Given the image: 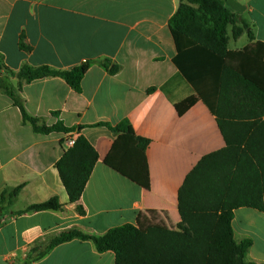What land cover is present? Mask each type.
I'll return each mask as SVG.
<instances>
[{"label":"crops","instance_id":"obj_1","mask_svg":"<svg viewBox=\"0 0 264 264\" xmlns=\"http://www.w3.org/2000/svg\"><path fill=\"white\" fill-rule=\"evenodd\" d=\"M223 1L250 24L254 43H264V0ZM179 5V0H0V54L13 72L24 64L70 70L94 62L81 93L59 77L24 86L27 111L48 126L63 123L70 133H35L0 92V197L22 186L7 220L2 217L0 264H25L32 249L37 256L72 229L92 235L125 224L142 232L178 230L186 177L205 156L226 147L203 99L183 115L176 108L198 97L173 62L177 48L169 23ZM244 35L248 42L230 50L251 43ZM22 42L31 50L22 49ZM107 59L121 66L117 74L102 66ZM151 88L156 90L149 93ZM124 121L129 132L115 131ZM71 135L84 136L99 156L79 202L84 214L70 203L56 166ZM138 137L150 141L145 150ZM53 197L62 211L17 214ZM232 227L237 241H252L247 260L264 264V211L239 208ZM31 264H116V257L99 253L90 241L73 240Z\"/></svg>","mask_w":264,"mask_h":264},{"label":"trees","instance_id":"obj_2","mask_svg":"<svg viewBox=\"0 0 264 264\" xmlns=\"http://www.w3.org/2000/svg\"><path fill=\"white\" fill-rule=\"evenodd\" d=\"M179 1L169 23L177 48L173 62L198 97L191 96L177 103L176 108L183 115L203 99L217 117L226 147L205 156L186 177L179 191L178 230L151 228L142 232L125 224L103 235H92L72 229L53 238L37 256H33L37 249H32L25 264L73 240L90 241L99 253L114 252L116 264H255L247 260L252 241H237L232 221L239 208L264 211V43H254L250 24L232 13L223 0ZM230 30L235 40L247 32L251 43L241 51L230 50ZM21 48L31 50L23 42ZM93 63L85 61L70 70L24 64L15 73L0 54V92L12 99L22 113L23 124L30 125L35 133H70L73 130L63 123L48 126L44 118L32 116L22 92L26 84L35 80L59 77L81 93L82 81ZM102 66L112 75L121 70L120 65L108 59ZM114 130L128 133L129 122H122ZM137 141L143 150L150 144L140 137ZM98 159L96 149L80 136L56 165L69 201L77 205L80 214L84 209L79 202ZM21 190L22 186L3 192L0 218L7 220L4 215ZM63 209L59 198L53 197L17 214Z\"/></svg>","mask_w":264,"mask_h":264},{"label":"rangeland","instance_id":"obj_3","mask_svg":"<svg viewBox=\"0 0 264 264\" xmlns=\"http://www.w3.org/2000/svg\"><path fill=\"white\" fill-rule=\"evenodd\" d=\"M230 43H229V47L232 49H235L236 47H241L243 45H245L248 42V38L247 35H244L242 38L240 37L239 39L235 40L232 37V33L230 30Z\"/></svg>","mask_w":264,"mask_h":264},{"label":"built area","instance_id":"obj_4","mask_svg":"<svg viewBox=\"0 0 264 264\" xmlns=\"http://www.w3.org/2000/svg\"><path fill=\"white\" fill-rule=\"evenodd\" d=\"M77 138L78 137H76L74 135L67 137V139L65 141V147L67 150L74 147V145L76 144ZM5 222H6L5 219L0 218V225L4 224Z\"/></svg>","mask_w":264,"mask_h":264}]
</instances>
